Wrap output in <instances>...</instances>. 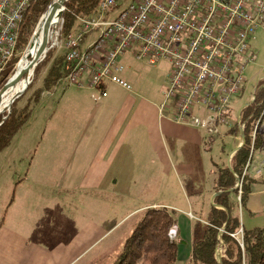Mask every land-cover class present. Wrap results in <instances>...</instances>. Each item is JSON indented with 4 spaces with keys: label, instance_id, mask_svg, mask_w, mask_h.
I'll return each instance as SVG.
<instances>
[{
    "label": "rangeland",
    "instance_id": "374dc122",
    "mask_svg": "<svg viewBox=\"0 0 264 264\" xmlns=\"http://www.w3.org/2000/svg\"><path fill=\"white\" fill-rule=\"evenodd\" d=\"M61 25L62 17H60L57 25V35L54 36L52 42L48 43L50 48L53 47L54 56L66 52L65 42L67 37L60 32ZM76 26L77 29L79 26L78 19ZM32 34L30 35L27 48L29 47ZM87 36H89V39H93L96 34H86L80 42L82 47H84L83 42ZM48 45L45 46L46 53L50 49L47 50ZM26 49L19 54V60L25 54ZM248 55L252 57V60L242 70L243 89L238 95L231 98L230 101L231 112L229 113V122L231 126L236 120L238 123L241 109L253 99L252 93L254 92L256 83L264 78L263 27L257 28L250 39ZM44 57L33 68L26 90L12 102H17L18 106L28 104L33 106V109L30 118L13 137L9 146L0 151V222L4 218L6 219L5 209L10 202L25 204L27 209L33 206L44 210V207L49 204L50 199L53 200V203H57L58 199L61 202L67 201L64 200L65 195H67V198L73 196L74 192H60V188L74 187L75 190L79 189L80 184L83 183L80 180V172L84 171V168H89L87 167L90 166L89 163L85 162L88 161L91 155H94V151L97 149L98 143L102 138L98 126L105 127L109 124L104 120H100L109 118L99 116L97 112L96 104L101 106L102 109L103 98L107 99L108 97L118 105L124 102L128 94L134 95L137 101L140 99L144 100V98L163 101V93H165L168 87V71L170 67L168 61L160 60L156 64L150 65L145 61L133 59L131 52H127L120 60L125 66L124 76L132 84L133 92H129L112 83L104 94L95 89L87 91L84 88L77 92H81L83 97L87 96L85 102L87 112H82V107L74 108L71 111L68 107L65 108L64 106L56 109L61 87L64 85L62 80L67 72L58 80L46 98L41 100L42 94L47 92L44 91L39 97L38 103H35L34 100L33 93L42 87L43 78L51 62H46L43 65L41 63L36 72L37 65L43 61ZM16 64L15 67H17ZM76 88L75 86H69V90H67L68 95L74 93V89ZM66 100L67 97H65L64 101ZM12 103L9 110L0 115V124L10 114ZM172 103L173 98H170L165 109L167 110L168 106L172 105ZM193 111L198 110L193 109ZM78 127H84V130L77 132ZM219 129L221 131L220 135L209 136L206 134V143L208 142L209 144L203 152L199 153L203 162L199 159L198 169L194 168V172L188 174V177H185L176 168L170 175L164 176L163 179H154L153 176L157 172L153 169L143 174L146 175L145 178L140 177V179L136 178L135 180L118 181L119 183L117 186L115 185V189L110 193V207L114 202L118 205L117 212L113 214V216L116 214L115 218L110 217V224L116 225L109 232L108 238L102 244V246L108 249L109 262L107 264L113 263L116 254L120 251L125 239L140 219L143 210L153 208L151 205L154 202L169 204L166 206V209L175 220V225L173 226L176 227V234L171 237L173 238L177 235V257L174 264H189L192 241L195 236L201 235L204 228L202 221L205 220L212 206L208 194L211 193L210 183L216 176V173L213 172L214 170L216 171L217 166L230 167L229 157L231 159L234 154L232 152L231 155L230 152L236 149L242 141L240 136L241 129L239 137L237 134L226 133L229 127L219 126ZM259 133L262 143L260 144L261 146L259 145L254 150L252 163L257 159L258 162L264 161V130L259 131ZM142 138L143 135L141 137V142L143 141V143L141 151L139 150V155L145 157L150 162V151L144 145L146 138ZM83 143H86L87 148L84 151L85 155L83 153L81 156L80 151L82 150ZM72 146L74 147L72 148ZM174 149L170 150V158L174 164L177 163L176 159L184 161V148L178 145L179 151H175ZM71 151L72 154H70ZM90 153L91 155H89ZM196 156V151L193 149H190L186 154V157L189 158H195ZM134 172L136 174L140 173L138 167L135 166ZM252 173L254 174V171L251 167L248 174L251 176ZM78 174L79 179H75ZM64 175H68V177L73 176V178L64 179ZM240 177L236 178L235 185L237 183L239 185V182H241V187L238 188L242 189V181H239ZM262 180V178L257 177V181L255 182L259 183ZM255 182H253L251 192L256 191L260 187L262 188L260 185L255 186ZM235 185L234 188L239 191ZM53 188L56 190H52ZM99 190L100 188L93 195V204H96L95 206L99 205ZM193 192H198V195L193 196L191 194ZM251 192L247 197L245 205L240 210L241 224L246 229L264 226V193L253 195ZM238 197L239 200V194ZM76 198L78 203L82 201L81 199H84L79 195H76ZM194 200L196 202L200 201V204H191L193 203L191 201ZM30 214H34V212ZM118 221L119 223H117ZM220 255L221 244H218L216 256L219 258Z\"/></svg>",
    "mask_w": 264,
    "mask_h": 264
},
{
    "label": "built area",
    "instance_id": "2783aa9c",
    "mask_svg": "<svg viewBox=\"0 0 264 264\" xmlns=\"http://www.w3.org/2000/svg\"><path fill=\"white\" fill-rule=\"evenodd\" d=\"M33 1L0 0V77L16 56L19 24ZM78 20L65 42V86L102 93L101 86L112 83L131 91L120 60L124 54L150 65L166 60L170 70L160 112L173 98L167 109L175 122L213 136L221 134L219 126H231L230 101L243 89L242 70L252 60L250 39L264 28V0H101L97 11ZM88 33L96 36L82 47ZM2 101L3 96L0 115L8 110ZM255 134L254 129L251 150ZM253 171L264 180V161Z\"/></svg>",
    "mask_w": 264,
    "mask_h": 264
},
{
    "label": "crops",
    "instance_id": "0c3cea01",
    "mask_svg": "<svg viewBox=\"0 0 264 264\" xmlns=\"http://www.w3.org/2000/svg\"><path fill=\"white\" fill-rule=\"evenodd\" d=\"M89 36L85 38L84 46L94 39H89ZM126 80L130 83L127 78ZM110 84L103 85L101 94L106 92ZM68 87L65 85L61 87L56 109L64 106L71 111L82 107L81 111L87 112L85 105L87 96L83 97L81 92L77 91L84 88L87 91L94 89L75 87V92L68 95ZM51 91L44 92L41 100ZM129 92H133V88ZM65 97H67L66 101H64ZM151 99L144 98L137 101L134 95L128 94L120 105L108 97L102 99V109L96 104L98 115L109 118L100 120L109 124L105 127L98 126L102 138L94 155L90 153L91 157L85 162L89 163L90 166H87L89 168H84V171L80 172V180L83 183L78 190L74 187L60 188V192H74L73 196L67 198L65 195L64 200L67 201L61 202L58 199L57 203H53L50 199L44 210L33 206L27 209L25 204L10 202L5 209L6 219L0 222V264H107L108 249L102 244L116 225L110 224V217L115 218L116 214L114 216L113 214L118 208L115 202H112L113 205L110 207V193L115 189L118 181L145 178L146 175L143 174L153 169L157 172L153 176L154 179H163L176 168L185 177L192 174L194 168L198 169L199 159L202 158L199 153L209 144L206 143L205 131L175 122L172 119L171 109L160 112L159 107L164 100ZM83 128L78 127L77 132H82ZM142 135V139L146 138L144 145L150 151V162L139 155L143 143ZM178 145L184 148V161L176 159L177 163L174 164L170 158V150L175 148V151H179ZM86 148V143H83L81 156ZM190 149L196 151L195 158L186 157ZM201 160L203 162V159ZM257 163L258 159L252 163V170ZM135 166L140 173L134 172ZM213 173L216 171L214 170ZM251 176L255 175L252 173ZM69 177L73 178V176ZM69 177L64 175V179ZM77 178L79 179V174L75 179ZM214 181L215 177L209 186L211 193L208 195L211 204H213ZM254 185H260L262 188L252 191L253 195L264 193L263 180L259 183L255 182ZM98 188H100L99 205L95 206L93 195ZM191 194L197 196L198 192ZM76 195L84 199L78 203ZM191 202L193 205L200 204V201ZM167 205L169 204L154 202L151 207L166 208ZM32 212L34 214H30Z\"/></svg>",
    "mask_w": 264,
    "mask_h": 264
},
{
    "label": "trees",
    "instance_id": "16d2710c",
    "mask_svg": "<svg viewBox=\"0 0 264 264\" xmlns=\"http://www.w3.org/2000/svg\"><path fill=\"white\" fill-rule=\"evenodd\" d=\"M52 2L53 0H36L28 5L19 24L16 56L1 74L0 86L14 74L19 54L27 48L37 20ZM100 2L101 0H67L61 15L60 32L65 37L69 36L76 30L77 19L92 15ZM52 48L36 67L37 72L41 63L43 65L51 61L42 87L33 93L35 103H38L44 91L52 90L67 72L66 53L54 56ZM252 98L240 111V123L234 121L226 131L239 136L240 124L243 125L244 144L234 152L230 167L217 166L214 192L218 194L202 221L204 228L201 235L195 236L192 241L189 264H264V226L246 229L240 219V210L247 201L253 182L257 181V176H250L248 172L254 150L262 143L259 131L264 130V78L256 83ZM32 109L33 106L28 104L18 106L17 102L12 103L10 114L0 124V151L9 146L13 137L30 118ZM254 129L256 134L251 150ZM247 163L249 166L242 179L238 200V191L234 185L237 176H242ZM173 225L175 220L166 208L144 209L112 264H174L177 257V235L171 238L168 234ZM218 244H221L219 260L216 256Z\"/></svg>",
    "mask_w": 264,
    "mask_h": 264
},
{
    "label": "bare ground",
    "instance_id": "6f19581e",
    "mask_svg": "<svg viewBox=\"0 0 264 264\" xmlns=\"http://www.w3.org/2000/svg\"><path fill=\"white\" fill-rule=\"evenodd\" d=\"M62 1L63 0H54V2L52 3V5L49 9V12H48L49 17H48L47 21L40 24L38 31L36 33H34L31 37L29 47L26 49L24 55H26V53H30L32 43H36V42L41 41V44H40L41 50H40V55L38 56V58L32 62L33 64H32V68H31L30 72L33 71V68L35 67V65L39 61V59L45 55V53H46L45 46L48 45V43L52 42V40L54 39V36L57 35L56 29H57V25H58L59 19H60ZM24 55L22 56V58L19 60V62L17 64V67H16L17 71L22 70L29 60L28 57H26ZM29 80H26L25 77H22V78L15 80L12 87H10L4 93L2 104L9 106L13 96L16 93L20 92L27 85V82ZM1 108H2V105L0 106V109ZM168 234H169V237H171L170 230H169Z\"/></svg>",
    "mask_w": 264,
    "mask_h": 264
},
{
    "label": "water",
    "instance_id": "95a60500",
    "mask_svg": "<svg viewBox=\"0 0 264 264\" xmlns=\"http://www.w3.org/2000/svg\"><path fill=\"white\" fill-rule=\"evenodd\" d=\"M67 0H63L62 1V4H61V13H60V17H61V15H62V12H63V9H64V3L66 2ZM54 2V1H53ZM52 2V3H53ZM52 3L49 5V7H48V9L46 10V12L44 13V14H42L41 15V17H40V19H39V21H38V23H37V25H36V27H35V29H34V31H33V34L34 33H36L37 31H38V28H39V25L40 24H42V23H44L45 21H47V19H48V17H49V15H48V12H49V9H50V7H51V5H52ZM32 34V35H33ZM41 41H39V42H36V43H32L31 44V50H30V53H26V55H24V56H26V57H28V62H27V64L25 65V67L22 69V70H20V71H15L14 72V74L1 86V88H0V99H1V97L3 96V94L10 88V87H12V85L14 84V82H15V80H17V79H19V78H22V77H25L26 78V80H29V78H30V75H31V73L32 72H30V70H31V68H32V62L34 61V60H36L37 58H38V56L40 55V50H41ZM50 48V45H48V47H47V50ZM44 57V56H43ZM42 57V58H43ZM22 58V57H21ZM20 58V59H21ZM42 58H40L39 60H41ZM37 64V63H36ZM29 84V81L27 82V85ZM27 85L20 91V92H18V93H16L14 96H13V98H12V100H11V102H10V104H9V106H8V110H9V108H10V105H11V103L14 101V99H16L21 93H23L25 90H26V88H27ZM240 136H241V143H239L238 144V146H237V148L233 151V153L235 152V151H237L243 144H244V136H243V133H242V131H241V133H240ZM232 155V154H231ZM229 161H230V157H229ZM216 194H218V193H215V194H213V196H212V200H213V198L215 197V195ZM217 259L219 260V258L217 257Z\"/></svg>",
    "mask_w": 264,
    "mask_h": 264
}]
</instances>
